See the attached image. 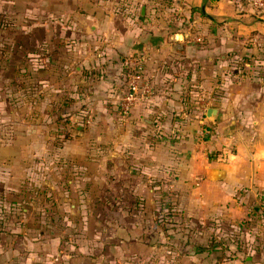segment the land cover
I'll use <instances>...</instances> for the list:
<instances>
[{"label": "crops", "instance_id": "crops-1", "mask_svg": "<svg viewBox=\"0 0 264 264\" xmlns=\"http://www.w3.org/2000/svg\"><path fill=\"white\" fill-rule=\"evenodd\" d=\"M124 1L118 7L112 0H0V18L9 19L0 23V32L13 33L4 34L13 51L22 47L31 56L9 59L10 66L24 61L29 69L38 51L41 100L55 96L48 101L53 110L77 112V127H87L65 141L61 156L69 165L60 166L76 175L69 181L77 193L70 206L78 207L73 213L84 209L83 221H72L70 237L29 229L0 232V264H144L143 247L154 232L141 209L156 205L144 195L159 192L156 177L166 189L187 192L191 222L214 221L233 229L255 222L254 213L261 209L257 198L264 195V14L238 0H183L178 11L194 27L173 34L176 28L152 20L155 11L147 0L137 3L139 8L133 7L136 0ZM132 54L143 59L154 90L123 118L116 102ZM4 74L0 80H11ZM61 79L75 83L62 89ZM62 94L77 102L70 106ZM209 108L216 110L213 118L206 114ZM0 115L5 121L1 108ZM100 139L108 145L102 154L85 146ZM6 148L0 152L3 192L25 176L30 133ZM99 156L102 183L95 178ZM96 191L120 196L96 202ZM106 204L124 209L122 217L104 216L97 219L95 233L89 231L87 223L95 218L85 216V209ZM130 207L135 210L127 214ZM62 219L69 222L66 215ZM244 238L245 249H232L233 259L199 251L188 256L187 264H264V231L248 230Z\"/></svg>", "mask_w": 264, "mask_h": 264}, {"label": "rangeland", "instance_id": "rangeland-1", "mask_svg": "<svg viewBox=\"0 0 264 264\" xmlns=\"http://www.w3.org/2000/svg\"><path fill=\"white\" fill-rule=\"evenodd\" d=\"M143 1H134L133 7L139 8V3L141 4ZM182 1L147 0L149 8L155 11L153 12V17H151L152 20L161 24L165 22L170 27L176 28L173 34H183L182 31L178 32V29L185 28L189 31L191 27H194V24L187 23V17H183L181 15L182 11H178V8L182 7L180 4ZM112 2L114 4L117 3L116 6L119 7L127 1L112 0ZM136 15L138 19L139 13H136ZM8 20L5 21L3 18H0V23L6 22L7 24ZM177 21L180 22L177 23ZM180 24L182 25L180 26ZM6 33L0 32V74L6 72L4 75H6V78L11 77V80H7L6 82L0 80V87H2L0 88V108L6 114L5 121L3 120L4 117L0 115V152L6 151V147L11 140L17 139L24 132H29L31 135L32 154L31 160H28V158L25 160V176L22 175L20 177L19 183L16 184L17 186L5 192L1 191L3 188L0 190V232L12 230L13 233H17V231L22 232L23 229H29L33 234L40 235V233H45L47 235H54L66 233L70 237L72 221L76 223L83 221L84 209H80L78 213H73V209L76 210L78 207L75 209L70 206L77 193L71 192L69 181H75L72 177L76 175H73L74 172L72 175H67L66 170L60 168L61 165L63 168L69 165L67 162L63 163L64 159L61 156V152L66 140H72L73 135H78L77 131L79 132L87 127H77V121L75 120L77 112L69 109L67 112L58 113L53 110L55 105L53 103V105H49L48 101L56 100L55 96L52 100V95L47 98V101L46 99L41 100L43 87L39 81L38 51H35V55L32 56V59L37 60H35L29 69L24 67V61L19 62L20 65L12 64L13 68L10 66L9 59L23 60L31 56L23 54L24 50L22 47L13 51L15 45L11 44L10 38L4 39L6 38L4 36ZM8 35L12 36L13 33H9ZM186 35L183 36V40H186ZM174 38L177 39L178 35L174 36ZM188 38H190V35H187ZM12 40L17 44V39L12 38ZM194 41L201 42V39L198 41L195 38ZM33 73H35V77H33ZM59 81V85H63L62 89L69 88L68 84L75 83V81L70 80V82L65 84L64 79ZM24 90H26L25 95L23 94ZM28 93H30L29 96L27 95ZM61 97L64 98L65 102L70 103V106L73 104L71 103L73 99L74 102H77V97L69 96V94H62ZM57 98L58 100L61 99L59 94ZM46 107L49 108L47 111L45 110ZM9 110H11L10 114ZM24 119L25 123L30 122L29 129L27 128L28 124H26V129L24 128ZM92 136L94 139L97 137L94 132ZM85 146H89L92 148V151L102 154L104 146L106 149L108 145H104L103 140L100 139L95 140L94 144H87ZM19 149L21 150L22 148ZM15 150H17L16 147ZM99 157H101V160L96 163L95 178H97V183H102L104 178L102 174L104 170L103 157ZM16 164L17 167L22 166L21 163L16 162ZM173 178L177 177L173 176ZM158 179L156 177L154 180L157 181L159 192H145L144 194L149 196V199L153 198L156 205L153 207L144 205L141 209V211L144 210V215L146 216L145 223L148 225V228L153 227L154 232L153 241L145 242L143 247L144 255L141 259L144 261H142L144 264H150L152 261H156L158 264H187L189 255L192 256L193 252L199 253V249L206 248L209 255L219 251L220 255H222L220 256L221 258L233 259V256H231L232 249L239 252L245 249L244 244L246 240L244 236L248 230H255L256 233L264 231V195L257 198L259 202L258 208L261 209L257 213H254L256 217L255 222L251 219L244 221L237 229L226 228L225 226L221 227L217 225L214 221L202 224L198 221L191 222L187 220V192L177 191L175 188L166 189L162 187L166 182L163 179ZM152 181L151 179L149 183H152ZM115 195L120 196V193L96 191L93 197L98 202L105 200V198L110 199V197ZM123 210L115 206L109 207L107 204L95 205L85 209V216L89 213L91 217L95 218H90L89 224L87 223V226L90 227L89 231L95 233V228L99 226L96 224L97 219L103 220L105 216L115 221L117 218L122 217ZM132 210L135 209L130 207L126 213L129 214ZM65 215L69 218V222L67 223H63L64 219L62 217ZM151 219L154 223H149ZM145 230H147V226H145ZM257 242H262V240H257ZM256 246L258 247L259 245L257 244ZM245 253L248 252L245 251ZM243 257L242 254V260H244ZM52 264H57V262H53Z\"/></svg>", "mask_w": 264, "mask_h": 264}, {"label": "built area", "instance_id": "built-area-1", "mask_svg": "<svg viewBox=\"0 0 264 264\" xmlns=\"http://www.w3.org/2000/svg\"><path fill=\"white\" fill-rule=\"evenodd\" d=\"M246 3L253 10L264 14V0H238ZM199 41L200 38H197ZM126 81L118 92L117 108L120 116L128 118L133 107L153 95V85L145 76L143 59L130 55L126 59Z\"/></svg>", "mask_w": 264, "mask_h": 264}, {"label": "water", "instance_id": "water-1", "mask_svg": "<svg viewBox=\"0 0 264 264\" xmlns=\"http://www.w3.org/2000/svg\"><path fill=\"white\" fill-rule=\"evenodd\" d=\"M215 112H216V110L214 109V108H209L208 110H207V116H209V117H214V114H215Z\"/></svg>", "mask_w": 264, "mask_h": 264}, {"label": "trees", "instance_id": "trees-1", "mask_svg": "<svg viewBox=\"0 0 264 264\" xmlns=\"http://www.w3.org/2000/svg\"><path fill=\"white\" fill-rule=\"evenodd\" d=\"M199 251L203 252V251H208V250L206 248V249H199Z\"/></svg>", "mask_w": 264, "mask_h": 264}]
</instances>
